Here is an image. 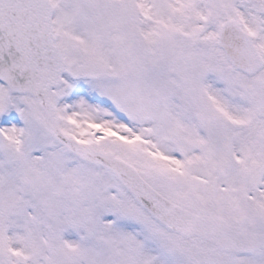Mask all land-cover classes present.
<instances>
[{
    "label": "snow or ice",
    "instance_id": "1",
    "mask_svg": "<svg viewBox=\"0 0 264 264\" xmlns=\"http://www.w3.org/2000/svg\"><path fill=\"white\" fill-rule=\"evenodd\" d=\"M0 264H264V0H0Z\"/></svg>",
    "mask_w": 264,
    "mask_h": 264
}]
</instances>
